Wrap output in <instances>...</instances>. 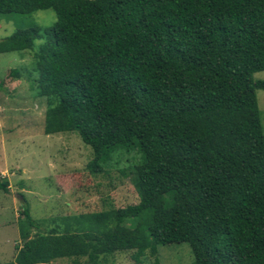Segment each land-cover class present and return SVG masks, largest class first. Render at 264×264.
I'll return each mask as SVG.
<instances>
[{
    "label": "trees",
    "instance_id": "16d2710c",
    "mask_svg": "<svg viewBox=\"0 0 264 264\" xmlns=\"http://www.w3.org/2000/svg\"><path fill=\"white\" fill-rule=\"evenodd\" d=\"M48 9L53 25L14 31L0 53L42 40L27 78L45 100L43 133L76 132L92 176L137 153L139 200L40 221L23 205L21 245L0 264H103L126 251L159 264L157 246L173 243L189 245L193 264H264V80L253 78L264 0H0V15Z\"/></svg>",
    "mask_w": 264,
    "mask_h": 264
},
{
    "label": "rangeland",
    "instance_id": "374dc122",
    "mask_svg": "<svg viewBox=\"0 0 264 264\" xmlns=\"http://www.w3.org/2000/svg\"><path fill=\"white\" fill-rule=\"evenodd\" d=\"M55 21L50 9L0 15V40L16 30L51 26ZM41 42L34 40L32 50L0 53V178L7 179L9 188L6 193L0 190V263L12 261L21 245L17 220L23 205L40 221L124 207L139 200L128 172L138 163L137 153L114 156L106 167L107 174L92 176L85 168L92 149L76 132L43 133L45 100L34 94L27 78L33 67L32 52ZM12 69L19 70L21 77L8 74ZM253 78L264 80V70L254 73ZM256 98L264 126V90H256ZM122 169H126V177L121 176ZM145 257L143 264H154V255L146 253ZM156 257L159 264H193L187 243L158 245ZM107 259L103 264H136L131 251L117 252ZM86 261L82 257L77 263ZM49 264L74 262L62 257Z\"/></svg>",
    "mask_w": 264,
    "mask_h": 264
}]
</instances>
